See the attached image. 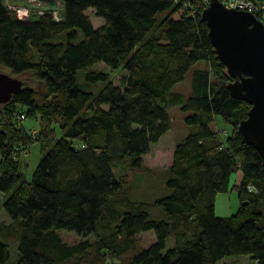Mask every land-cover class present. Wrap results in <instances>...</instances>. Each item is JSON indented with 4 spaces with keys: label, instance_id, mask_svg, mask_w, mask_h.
I'll return each instance as SVG.
<instances>
[{
    "label": "trees",
    "instance_id": "obj_1",
    "mask_svg": "<svg viewBox=\"0 0 264 264\" xmlns=\"http://www.w3.org/2000/svg\"><path fill=\"white\" fill-rule=\"evenodd\" d=\"M58 1L59 22L48 13L18 19L0 0V69L32 81L0 105V211L10 219L0 221V264L11 251L13 264H216L234 255L264 264V168L237 130L249 107L226 90L232 80L208 39L204 1ZM96 64L122 68L120 85L91 71ZM187 76V93L174 92ZM172 109L186 114L187 135L163 174L169 193L131 201L126 174L113 172H148L142 157L172 128ZM36 114L41 132L30 138L20 117ZM217 122L227 136L214 135ZM35 141L41 157L25 184L18 156ZM235 171L238 211L217 217L216 195ZM59 230L81 239L67 244ZM148 231L155 240L144 248L138 236ZM167 240L174 247L164 252Z\"/></svg>",
    "mask_w": 264,
    "mask_h": 264
},
{
    "label": "water",
    "instance_id": "obj_2",
    "mask_svg": "<svg viewBox=\"0 0 264 264\" xmlns=\"http://www.w3.org/2000/svg\"><path fill=\"white\" fill-rule=\"evenodd\" d=\"M201 18L217 59L232 80L226 90L249 107L238 124L239 135L258 153L264 168V23L249 12L224 8L219 0H209ZM21 88L20 79L0 73V105Z\"/></svg>",
    "mask_w": 264,
    "mask_h": 264
},
{
    "label": "rangeland",
    "instance_id": "obj_3",
    "mask_svg": "<svg viewBox=\"0 0 264 264\" xmlns=\"http://www.w3.org/2000/svg\"><path fill=\"white\" fill-rule=\"evenodd\" d=\"M10 2L18 3V4L20 3L19 0H10ZM49 4L50 5L48 7V10H53L55 8L54 6L55 3L53 4L49 2ZM59 13L61 14V10H59ZM85 15L88 16L94 28L99 27L103 23L102 19L96 18L94 16L92 10H87L85 12ZM79 36L80 37L82 36L80 32L78 37ZM203 67L204 65L201 62L196 64V68H203ZM91 71L108 73L110 75L112 83L115 86H119L122 77L125 76V72L122 68H119L118 70L114 71L108 69L103 64L94 65L91 68ZM0 73H5V71L0 69ZM76 78L78 82L83 83L84 72L79 71L77 73ZM21 80L25 82L27 85L30 86L32 85V81L28 75L23 76ZM188 80L189 78L187 76L183 83L174 86L173 91L186 94L188 91L187 88ZM87 90L94 91L95 86H90L87 88ZM168 114L170 115L172 121V128L165 135L161 137L159 144L157 142L150 146V149L152 151H154L157 147L160 146L162 147L160 150L161 151L160 154H156L150 157L152 159L153 165L155 166L161 165V163L159 164V159H160V155L162 154V149H164L166 153L167 151L169 152L170 146L173 143H177L178 141H180L182 139L181 138L182 132H184L185 127L182 124H183V117H185L186 114L181 113L178 109H172L169 111ZM217 124L218 125L215 128L213 127V130L215 129L220 130L223 127L229 129L226 126H222V124L218 122ZM19 125L23 128L26 135L30 138L32 135H39L41 132L40 117L37 114L33 117H27L26 119L20 121ZM51 128L56 137L58 138L61 137V132L57 124H53ZM186 133L187 131L185 129L183 136H185ZM40 157H41L40 143L38 141L32 142L26 149L24 148L20 150L18 156V162L20 166V173L22 174V179L25 182V184L30 183L33 171L35 170ZM162 172L163 171H161L160 168H157L154 169L153 172L136 171V172L126 173L123 171L114 170L113 173L116 180H118V177L121 176L122 174H126V179L121 185V189L125 190L128 193L131 201L153 203L158 198L162 197L163 195H167L169 193L168 189L165 186V176L163 175ZM242 178L243 176L240 171H235L231 173L227 182V190L220 192L216 195L214 202V212L217 217H222V218L230 217L237 213L239 208V203H238L237 193L234 187L238 186L241 183ZM150 215L153 219H159L164 215V212L162 211L161 208L156 207L151 211ZM3 219L10 220L9 217L6 215V213L3 210H1L0 221ZM57 233L64 242L70 245L77 243L81 239L75 233L67 232L64 230H59L57 231ZM138 238L140 239L141 245L144 248L148 247L150 244H152L151 242H154L155 240L153 231L142 233L140 236H138ZM89 239H92V236H89ZM173 247H174V242L172 240H167L165 242L164 252ZM15 256H16L15 251H11V259L6 264H13ZM216 264H256V262L251 260L250 257L246 255H234V256L224 257Z\"/></svg>",
    "mask_w": 264,
    "mask_h": 264
},
{
    "label": "built area",
    "instance_id": "obj_4",
    "mask_svg": "<svg viewBox=\"0 0 264 264\" xmlns=\"http://www.w3.org/2000/svg\"><path fill=\"white\" fill-rule=\"evenodd\" d=\"M48 0H23V5H16L9 2V0H4L8 10L15 13L18 19L27 20L31 16H43L45 13H48L52 16L53 20L59 22L61 20V14L59 10H62L61 3L58 0H52V3H55V8L53 10H48L49 1ZM206 4V7L209 4V0H203ZM222 6L226 9H233L238 11L249 12L251 14L259 15L261 18H264V0L261 2H255L253 0H219ZM20 119H24V116H21ZM215 136L224 137L227 136L228 132L226 129H215ZM250 189V187H248Z\"/></svg>",
    "mask_w": 264,
    "mask_h": 264
},
{
    "label": "crops",
    "instance_id": "obj_5",
    "mask_svg": "<svg viewBox=\"0 0 264 264\" xmlns=\"http://www.w3.org/2000/svg\"><path fill=\"white\" fill-rule=\"evenodd\" d=\"M102 25V24H101ZM212 126V128H211V130H213V127L215 128V125L214 124H212L211 125ZM183 127V126H182ZM184 128V127H183ZM185 129L186 128H184V132H185ZM187 131V130H186ZM184 132H182V139H184L185 137H186V135H187V133H186V135L185 136H183V134H184ZM167 133V132H166ZM165 133V134H166ZM164 134V135H165ZM161 139V138H160ZM160 139H159V141H158V144L160 143ZM181 139V140H182ZM180 140V141H181ZM180 141H178V142H180ZM177 142V143H178ZM177 143H173L171 146H170V149H169V152L167 151V153L165 152V150L164 149H162V154L160 155V159H159V164L161 163V165H153V163H152V159L150 158L151 156H153V155H156V154H160L161 153V146L160 147H157L154 151H152L151 149L149 150V153L147 154V155H145V156H143L142 157V166L144 167V168H147L148 169V172L150 171V172H153L154 171V169H157V168H160V170L161 171H163L162 173L164 174V172H165V170H167L168 168H169V166L171 165V162H172V152H173V149H174V146L177 144ZM157 144V145H158ZM155 166V167H154ZM2 222H5V223H8L9 222V220H6V219H3V220H1ZM141 235V234H140ZM139 235V236H140ZM151 243H153V242H151ZM146 248V247H145Z\"/></svg>",
    "mask_w": 264,
    "mask_h": 264
}]
</instances>
